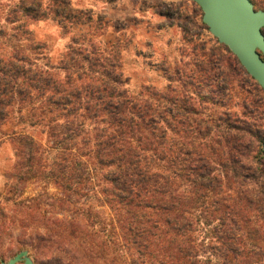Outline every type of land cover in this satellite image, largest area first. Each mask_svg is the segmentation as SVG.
<instances>
[{"label":"trees","instance_id":"obj_1","mask_svg":"<svg viewBox=\"0 0 264 264\" xmlns=\"http://www.w3.org/2000/svg\"><path fill=\"white\" fill-rule=\"evenodd\" d=\"M50 1L0 0L7 10L0 23V140L12 118L47 135L44 145L13 133L17 174L51 177L69 197L94 194L108 204L118 227L112 241L127 264H264L259 106L242 99L253 121L238 120L248 125L223 119L234 78L244 93L250 82L264 97L261 85L218 39L230 56L214 61L207 53L195 72L178 70L180 85L171 82L166 91L133 93L120 52L89 34L74 37L55 65L31 42L29 22L53 17L67 29L81 11L71 0ZM252 2L264 10V0ZM210 85L230 103L204 95ZM208 102L224 106L218 120L226 125L210 124L216 117L205 116Z\"/></svg>","mask_w":264,"mask_h":264},{"label":"rangeland","instance_id":"obj_2","mask_svg":"<svg viewBox=\"0 0 264 264\" xmlns=\"http://www.w3.org/2000/svg\"><path fill=\"white\" fill-rule=\"evenodd\" d=\"M44 2L45 5L51 3L50 0ZM71 2L81 11V18L67 29L53 17L29 22L31 42L43 46L39 52L47 54L55 65L60 63L74 37L89 34L96 43L114 46L120 52L122 70L128 78L126 86L135 94L146 86L160 91H166L171 82L179 86L178 70L195 72L199 61L209 59L207 53L214 54V61L230 56L203 22L201 7L192 0ZM6 11L5 5L0 7V23ZM233 83L230 115L223 119L229 117L234 125H248L238 120L240 115L239 119L250 117L239 106L242 99L247 98L249 102H257L256 117L264 126L263 95L250 82L245 85L250 93H244L238 77ZM213 88L211 85L203 87L202 93L214 97V101L222 98L224 103H230L228 96L212 93ZM196 89L198 87H190L195 102L198 100ZM204 106L206 117L211 114L216 117L209 121L211 125H226L218 120V114L226 111L224 106H214L212 102ZM2 131L5 135L0 140V264L22 250H27L36 264H127L119 254L120 246L112 241L118 227L108 204L94 194L69 197L51 177L22 179L17 174L22 167L17 165L13 133L31 134L47 145V135L42 128L22 125L12 118ZM100 229L106 231L102 233Z\"/></svg>","mask_w":264,"mask_h":264},{"label":"water","instance_id":"obj_3","mask_svg":"<svg viewBox=\"0 0 264 264\" xmlns=\"http://www.w3.org/2000/svg\"><path fill=\"white\" fill-rule=\"evenodd\" d=\"M203 10V22L211 34L238 58L264 90V10L252 0H192ZM36 264L22 250L2 264Z\"/></svg>","mask_w":264,"mask_h":264}]
</instances>
